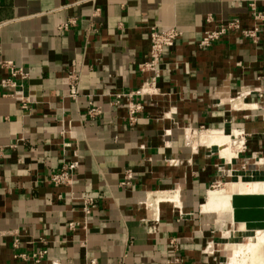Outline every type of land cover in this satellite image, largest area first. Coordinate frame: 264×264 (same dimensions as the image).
Here are the masks:
<instances>
[{
    "label": "crops",
    "instance_id": "obj_1",
    "mask_svg": "<svg viewBox=\"0 0 264 264\" xmlns=\"http://www.w3.org/2000/svg\"><path fill=\"white\" fill-rule=\"evenodd\" d=\"M249 2L264 11V0H0V79L4 61L28 75L0 87V264H222L227 244L264 231V192L236 191L264 183L253 160L239 171L245 158L264 157V33L253 43L230 32L197 48L208 16L249 29ZM171 27L182 36L163 50L157 93L140 99L128 125L126 101L109 103L147 79L138 65L150 29ZM90 105L101 110L95 119ZM233 131L246 134V150L227 165L239 148ZM70 162V186L48 183ZM127 169L131 184L120 187ZM170 192L175 203L146 207ZM85 197L95 201L87 216Z\"/></svg>",
    "mask_w": 264,
    "mask_h": 264
},
{
    "label": "built area",
    "instance_id": "obj_2",
    "mask_svg": "<svg viewBox=\"0 0 264 264\" xmlns=\"http://www.w3.org/2000/svg\"><path fill=\"white\" fill-rule=\"evenodd\" d=\"M94 0H84V2H90ZM83 2V1H81ZM248 13L252 22V26L249 29H245L242 27L239 19L232 18L226 20H219L217 22L210 16L206 17L205 22L207 24V28L203 31L200 39L197 42V48L199 50H205L210 48L215 42L220 40L223 36L230 32H238L241 36L246 39L251 40L253 43H257L261 33H264V11H261L257 8L255 2H249L247 4ZM99 12V9H95L93 15L96 16ZM68 27V23L60 24L57 27L58 31H63ZM182 36V32L175 27L168 28L166 30H157L155 28H151L149 31V54L146 61L140 63L138 65V71L142 74H147L148 77L143 82V84L127 93L116 94L113 99L110 101V106H119L123 101H126V123L128 125H134L137 121V115L142 111L143 106L140 102V99L144 96H152L157 93V81L160 77V69L159 64L162 58V53L165 48L172 47L176 41ZM1 67L7 71V75L0 79V87L4 91H9L10 89L19 86L21 87V82H24L28 75L21 69L17 68L11 61H4L1 63ZM20 82L19 84L17 82ZM66 84L68 86V98L71 100H75L79 93V76L76 73L70 72L66 76ZM15 99L20 103V108L22 110L27 109V100L22 97V95H12ZM17 96V97H16ZM101 114V110L97 107H90L87 110V116L90 119H95ZM232 138L233 144L239 145L237 151H235V155L231 157L229 160L223 158V161L227 165H231L232 160L238 159L239 155L244 153L246 150V134L243 131H233L229 135ZM253 160V164L256 167H262L264 170V157H257L256 155H252L249 158H245L243 163L240 166L239 171L247 170L249 165V161ZM77 168V163L70 162L64 163L61 166V169L52 174L49 177L48 183H50L54 187L65 186L68 187L72 183L74 171ZM236 172V171H235ZM233 171L229 170L227 177L235 178L237 183H239L240 175H235ZM133 173L130 169L124 171L123 179L119 183L120 187H126L131 184ZM221 183H214L211 188L217 189L219 188ZM159 201H168L170 203H175V195L172 192L168 194H164L160 198H158L153 204H147L146 207H153L156 209V203ZM83 206V213L85 216L89 215L91 209L95 207V201L92 198H82L81 199ZM69 229H73L75 224L69 223ZM171 244L174 242L171 241ZM45 254L44 250H40L35 254H32L31 259L38 261ZM21 259H26L27 256L24 254H17V256ZM94 263V261H91Z\"/></svg>",
    "mask_w": 264,
    "mask_h": 264
},
{
    "label": "bare ground",
    "instance_id": "obj_3",
    "mask_svg": "<svg viewBox=\"0 0 264 264\" xmlns=\"http://www.w3.org/2000/svg\"><path fill=\"white\" fill-rule=\"evenodd\" d=\"M225 136V135H224ZM227 145V144H226ZM224 146V145H223ZM222 154V153H221ZM236 191L241 192H264V183L248 182L239 183L236 185ZM240 195V194H238ZM245 195V194H244ZM259 195V194H258ZM234 196V195H233ZM260 196V195H259ZM236 197V196H235ZM241 197V195H240ZM248 197V196H247ZM245 197V198H247ZM244 198V200H245ZM242 199V198H241ZM243 200V199H242ZM257 200V199H256ZM261 200V199H260ZM259 200V201H260ZM243 202V201H242ZM250 202V200H249ZM216 203V202H215ZM218 203V202H217ZM245 203V202H244ZM253 203V202H252ZM255 204V203H254ZM209 205V204H208ZM233 205V204H232ZM242 204L241 206H243ZM250 205V204H249ZM252 205V204H251ZM257 205V201L256 204ZM238 206V205H237ZM236 207V206H235ZM248 207V206H247ZM251 209V208H250ZM255 209V208H254ZM210 210V209H209ZM247 210V209H246ZM245 211V210H244ZM251 211V210H250ZM248 212V211H247ZM246 212V213H247ZM232 213V212H231ZM238 213V212H236ZM250 215L249 213H247ZM238 216V214H237ZM248 225V224H247ZM252 225V224H251ZM250 225V227H251ZM259 226V225H258ZM249 228V227H246ZM251 229V228H250ZM254 240L248 239L247 244H229V249L232 252L233 264H264V231L256 232ZM234 241V239H233ZM227 246V247H228ZM226 248V247H225Z\"/></svg>",
    "mask_w": 264,
    "mask_h": 264
},
{
    "label": "rangeland",
    "instance_id": "obj_4",
    "mask_svg": "<svg viewBox=\"0 0 264 264\" xmlns=\"http://www.w3.org/2000/svg\"><path fill=\"white\" fill-rule=\"evenodd\" d=\"M251 240H254L253 239V236H252V239ZM248 242V239H244V240H238V241H235V244H238V245H245L247 244ZM229 244H227L225 247L226 250H229V252L227 253L226 255V258L223 260V263L222 264H233V256H232V252L230 251L229 249ZM228 246V247H227Z\"/></svg>",
    "mask_w": 264,
    "mask_h": 264
}]
</instances>
